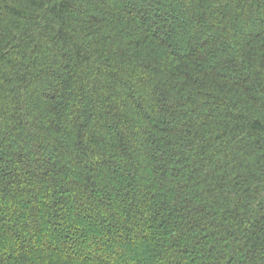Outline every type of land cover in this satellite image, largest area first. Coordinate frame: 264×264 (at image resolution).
Returning <instances> with one entry per match:
<instances>
[{
	"label": "trees",
	"instance_id": "trees-1",
	"mask_svg": "<svg viewBox=\"0 0 264 264\" xmlns=\"http://www.w3.org/2000/svg\"><path fill=\"white\" fill-rule=\"evenodd\" d=\"M0 264H264V0H0Z\"/></svg>",
	"mask_w": 264,
	"mask_h": 264
}]
</instances>
